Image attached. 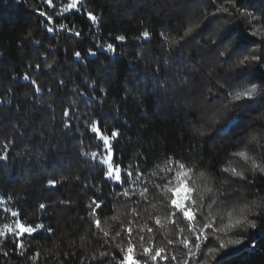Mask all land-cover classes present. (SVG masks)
I'll use <instances>...</instances> for the list:
<instances>
[{
  "label": "trees",
  "instance_id": "16d2710c",
  "mask_svg": "<svg viewBox=\"0 0 264 264\" xmlns=\"http://www.w3.org/2000/svg\"><path fill=\"white\" fill-rule=\"evenodd\" d=\"M67 2L0 0V229L14 220L5 207L44 226L23 249L0 236V264H120L129 246L146 264H264V172L233 155L254 136L261 146L252 153L264 162V0H84L79 11L57 15ZM252 86L258 95L232 100ZM92 121L109 135L119 131L117 162L142 172L131 198L117 196L119 186L82 155L99 151ZM169 157L193 169L176 179L184 186L187 177L203 197L195 230L182 216L167 219L155 188ZM229 166L244 178L223 171ZM93 200L102 202L97 218L108 237L90 216ZM239 207L256 228L215 232ZM209 222L198 251L196 234ZM239 237L243 244L219 247ZM145 248L163 249L166 259L152 261Z\"/></svg>",
  "mask_w": 264,
  "mask_h": 264
},
{
  "label": "snow or ice",
  "instance_id": "6c2138e0",
  "mask_svg": "<svg viewBox=\"0 0 264 264\" xmlns=\"http://www.w3.org/2000/svg\"><path fill=\"white\" fill-rule=\"evenodd\" d=\"M45 3L48 4L49 7H54L53 0H45ZM84 4V0H68V2L65 4L63 9L57 13V15L63 16L65 13L73 12V11H79ZM224 11H227V9H223ZM40 16H46V13L43 11H40L38 13ZM48 23H52L51 17H48ZM88 19L95 24L97 22V17L93 15L91 12H88ZM61 30H68L73 32L74 35L79 37L81 34L78 31H75L74 29H69L68 25L61 24L60 25ZM48 31H53L52 28H49ZM191 31V29H189ZM255 35V33H253ZM142 37L147 38L149 36V33L147 31H144L141 33ZM118 41H123L125 39L124 36H118L116 37ZM98 47H100L98 45ZM107 51H114L113 44L108 43L106 46ZM92 55H95V53H90ZM224 53H221L223 55ZM76 56L79 57L80 53L77 52ZM253 60L260 59L259 57H251ZM247 60H249V57H244L243 60L240 61V63H245ZM24 79H28L27 76L24 77ZM258 89L256 86H252L249 88H246L241 91H237L233 96V101H239L242 98H248L251 99L252 97L258 95ZM65 116H68V112L66 111L64 113ZM67 127V125H65ZM89 130L93 134L90 139H93L95 141H99V143L96 145V147L99 149V151H93L91 153H82V155L90 156L93 161L96 162V167L99 171L103 173L104 180L107 182H110L112 186H119V191H117L115 194L117 196H124L126 198H131L133 195H135V188L129 187V185H136L138 184L142 172L139 170H129L126 167L122 166V163L117 162L115 158V152H114V141L117 140L120 133L118 130H113L110 135L107 134L105 131H102L100 127H98L97 123L95 121H92L89 125ZM255 139V137H253ZM234 156L240 157L242 159H249L247 156V153L243 150L236 152L233 154ZM5 159L4 156H0V160ZM259 166L256 164L255 161L252 163L253 170H256ZM259 170L261 172H264V167H259ZM162 173H165V175L160 176L161 183L155 185V188L158 190V193L163 196L162 203H165L166 206L170 209L167 219L169 221H172L174 219H179L180 216H182L187 222L190 229L195 230L194 221H197V211H203V197H200V200L198 201L195 195V188L190 185L187 182V177L184 179V186L181 187V181L176 179L177 177L181 176V173H192L193 169L187 168L186 165L178 160H173L172 158H166L164 167L160 169ZM225 172H230L233 176H239L240 178L243 177L242 172H238L234 167H226L223 169ZM203 175V174H201ZM50 184H54V181H50ZM149 192L148 187H143L140 196L142 198H146L147 193ZM183 193V198H181V195ZM212 203H216V201H212ZM211 204L208 205L209 208H211ZM40 209H44L45 205L41 204ZM91 208L90 216L93 219V222L95 224V227L103 232V235L105 237L109 236L108 229L104 228L102 226V222L100 219L97 218L98 213L97 209H102V202H97L93 200L91 204L89 205ZM4 212H9L11 216L14 218L13 222L11 224H4L3 229H0V236L7 237L8 235L15 238L16 248L23 249L25 244V237L28 239L34 238V233L39 232L43 229L42 224H36L31 225L26 223L23 219L20 218V214L17 211H11L7 207L3 209ZM135 211V210H133ZM229 216L231 217V213H229ZM113 220H116L117 217L113 216L111 217ZM156 224H160V219H156ZM131 224V221L129 222ZM246 227H251L253 229L256 228V223L253 220H249L247 215L244 213V210L241 209V214L239 217H237L234 221L229 220V223L224 225L223 227H216L214 229L215 232H223L225 235L228 233H231L237 229H244ZM213 223H204L201 227L199 232L196 234V239L194 241L195 248L199 251L201 249V244L203 241L207 240L209 233L205 231L206 229H212ZM128 231V234L131 235V228L129 227L126 229ZM148 231L151 232L152 229L148 228ZM116 235H120L119 232L116 233ZM143 239V237H141ZM244 243V238H228L226 241L221 240L219 247L220 248H226L228 245H241ZM248 245H250L253 249L256 247V241L249 240ZM246 245V246H248ZM184 246L187 248L189 247L187 239L184 241ZM207 245L205 244V247ZM212 252H215L216 249H211ZM134 249L132 246H129L127 249L126 254L124 255L123 259L121 260L120 264H146V262L138 260L133 255ZM163 252V249H157L155 251V255H151V250L148 248L144 249V255L150 256V259L152 261H156L157 257H160L161 259H166V257H162L161 253ZM101 256H104L105 253L101 252ZM189 255L191 257H194L196 253L189 252ZM33 260H35V257H31ZM173 260L176 259V257L172 258ZM223 259V258H222ZM183 264H188V260L185 259L183 261ZM201 264H205V262H201ZM216 264H222V260H217Z\"/></svg>",
  "mask_w": 264,
  "mask_h": 264
},
{
  "label": "rangeland",
  "instance_id": "374dc122",
  "mask_svg": "<svg viewBox=\"0 0 264 264\" xmlns=\"http://www.w3.org/2000/svg\"><path fill=\"white\" fill-rule=\"evenodd\" d=\"M253 137H254V136H248V137H247L248 140H247V142H245V146H246L247 149L244 148L243 151H245V152L247 153V156L249 157V159H247L246 162L252 160V162L255 161L256 164H257L259 167H264V162H263L262 160H261V161L257 160V157H258V155H259V154H258V153H259V150H258V153H257L256 155L252 153L253 145H254V146L256 145L258 148H260L261 144H260L259 142H260V139H261V138H258V139L256 140V138L253 139ZM255 142H256V144H255ZM240 165H241V164H238V165H236V166H239L240 169H243L242 166H240ZM259 167H258V168H259ZM262 173H263V172H262ZM181 187H183V186H181ZM241 194H242V195H245V192H241ZM181 198H183V193H182V195H181ZM259 205H260V204H258V201H256V202H255V207H256V206H259ZM241 209L244 210V208L239 207V208L235 211V213H234V214L232 213L231 215L235 216V218L239 217L240 214H241Z\"/></svg>",
  "mask_w": 264,
  "mask_h": 264
}]
</instances>
